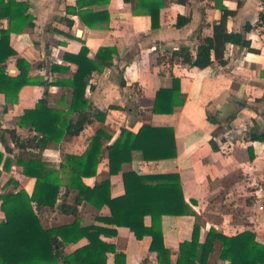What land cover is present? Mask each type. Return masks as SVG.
<instances>
[{"label": "crops", "instance_id": "1", "mask_svg": "<svg viewBox=\"0 0 264 264\" xmlns=\"http://www.w3.org/2000/svg\"><path fill=\"white\" fill-rule=\"evenodd\" d=\"M134 1L98 0L82 6L76 5L77 0L28 1L34 25L10 34L9 44L16 54L6 60V72L16 76L19 73L16 59L21 57L30 64L28 77L32 83L19 90L14 103H6L0 92V193L19 189L31 193L35 180L23 175L18 159L41 158L45 166L59 170L63 176L60 167L64 155L85 151L100 126L110 138H101L96 174L83 177L85 185L92 187L108 178L110 195L116 197L124 193L122 172H176L185 201L202 218L200 240L209 227L227 236L250 230L255 234L256 244L249 259L262 262L264 142L245 137L251 131L264 133V27L258 22L264 0H188L186 4L165 0L156 28L151 27L145 8ZM220 4L235 12L227 18V30L243 33L255 51L243 46L240 50L239 45L227 43L225 65H220L213 53L212 64L203 69L178 60L170 64V51L181 46L195 55L199 37L211 35L212 24L221 16ZM83 10L106 11L108 19L98 20L101 22L89 27L77 15ZM178 15L189 17V22L176 27ZM246 24L251 26L249 31H245ZM6 25L7 20L0 19V29ZM83 45L89 58L100 47L116 50L110 66L91 72L84 93L90 115L102 111L104 122L93 119L77 135H65L60 143L49 142L43 149L18 148L7 130L14 129L22 139L34 135L31 128L17 125V120L26 109L34 108L38 100L45 97L49 108L68 111L73 91L69 82L77 65L66 55L77 54ZM173 77L179 80L184 103L175 106L172 113L152 112L156 92L171 88ZM208 116L218 123L210 122ZM75 117L76 113L69 114V118ZM143 125L172 128L175 157L145 161L139 151H133L131 160L122 163L121 171L110 174L109 146L121 130L135 133ZM211 138L217 145L216 150L211 148ZM66 202L72 203V195ZM97 214L107 215L109 210L107 207L96 210L85 201L78 206V216L84 223L93 221ZM40 219L45 227H51L70 223L74 217L58 209H45L40 212ZM194 220L191 215L162 218L164 243L170 248L173 260L179 243L190 238ZM144 223L149 225V216ZM113 227L114 236L101 235L100 239L124 252L125 264H140L148 254L150 237L137 239L128 228ZM84 243L81 239L64 250L70 253ZM215 247L207 264H228L218 257L217 241ZM148 257L150 264H156L154 254ZM107 263H113L112 253L108 254Z\"/></svg>", "mask_w": 264, "mask_h": 264}, {"label": "trees", "instance_id": "2", "mask_svg": "<svg viewBox=\"0 0 264 264\" xmlns=\"http://www.w3.org/2000/svg\"><path fill=\"white\" fill-rule=\"evenodd\" d=\"M28 1L0 0V19L7 20L6 27L0 29V92L4 95L6 103L16 102L19 90L24 85L32 83V79L28 77L30 64L21 57L16 59L19 73L10 76L6 72V60L16 54L9 44L10 34L19 33L25 27L34 25L33 16L28 11ZM92 1L98 0H77L76 5L82 6ZM134 2L145 8V13L151 19V27L156 28L159 10L165 0ZM176 2L186 4L188 0ZM218 7L221 16L212 24L211 35L199 37L195 55H191L186 47L181 46L170 51L168 59L170 64L178 60L192 68L203 69L212 64L213 53L215 60L220 65H225L224 49L227 43L255 51L250 48V43L243 33L227 30V18L235 12L222 4ZM77 15L89 27L101 22L98 20L108 19L106 11L93 13L83 10L78 11ZM102 15L106 16L101 18ZM189 20V17L178 15L175 26L182 27ZM258 22L264 27V10L259 13ZM250 28L251 26L246 24L245 31H249ZM87 53V48L83 45L77 54L66 55V58L77 65L75 74L69 82L73 91L67 112L49 108L43 97L34 108L26 109L17 120V125L31 128L35 132L34 135L22 139L14 129L7 130L18 148L43 149L49 142L60 143L65 135H77L93 119L100 123L104 122V112L96 111L93 116L90 115L88 112L90 105L84 93L91 72L102 71L110 66L116 50L112 47H100L93 58H89ZM262 74L264 75V70ZM183 103L184 97L180 92L179 80L173 77L171 88H161L156 92L151 111L172 113L175 106ZM72 113H76L75 118H69V114ZM208 120L218 123L211 116H208ZM103 137L110 138L99 126L91 136L85 151L79 155L65 154L60 167L63 176L59 170L45 166L41 158L17 160L22 167L23 175L33 177L35 181L31 193L23 189L0 193V210L3 213L0 220V264H108L109 253L113 255L112 264H125L124 252L118 251L114 244L100 239L101 235L114 236L116 230L113 226L128 228L137 239L149 236L148 254L155 255L156 264H207L210 254L216 249V241L219 243V259L227 260L228 264H264V261L256 262L249 259L256 244L255 234L250 230L227 236L209 227L200 240L202 221L185 201L180 177L176 172H122L124 193L116 197L110 195L108 178L95 183L92 187L85 185L82 178L96 174L102 149L100 141ZM245 139L264 142V133L251 131ZM209 143L213 150L217 149L212 138ZM133 151H139L145 161L175 157L174 130L150 125L141 126L135 133L121 130L109 146V173H119L122 163L131 160ZM69 195H72L71 204L66 202ZM82 201L89 203L96 210L107 207L109 214H97L93 221L84 223L78 216V206ZM45 209H58L63 214L73 216L74 220L67 224L45 227L40 219V212ZM167 215H191L195 218L191 236L179 243L174 260L170 248L164 243L162 218ZM146 216L150 217L149 225L144 223ZM81 239L86 243L70 253L65 252L67 245L77 243ZM148 254L141 259L140 264H150Z\"/></svg>", "mask_w": 264, "mask_h": 264}, {"label": "water", "instance_id": "3", "mask_svg": "<svg viewBox=\"0 0 264 264\" xmlns=\"http://www.w3.org/2000/svg\"><path fill=\"white\" fill-rule=\"evenodd\" d=\"M239 48H240V50H241V49H242V46H240Z\"/></svg>", "mask_w": 264, "mask_h": 264}, {"label": "rangeland", "instance_id": "4", "mask_svg": "<svg viewBox=\"0 0 264 264\" xmlns=\"http://www.w3.org/2000/svg\"><path fill=\"white\" fill-rule=\"evenodd\" d=\"M200 220L202 221V218L200 217Z\"/></svg>", "mask_w": 264, "mask_h": 264}, {"label": "built area", "instance_id": "5", "mask_svg": "<svg viewBox=\"0 0 264 264\" xmlns=\"http://www.w3.org/2000/svg\"><path fill=\"white\" fill-rule=\"evenodd\" d=\"M262 208V206H260Z\"/></svg>", "mask_w": 264, "mask_h": 264}]
</instances>
